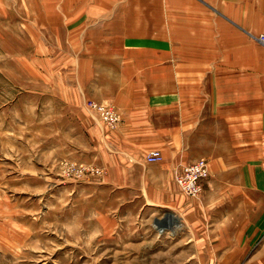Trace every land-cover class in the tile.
<instances>
[{
	"label": "crops",
	"instance_id": "crops-1",
	"mask_svg": "<svg viewBox=\"0 0 264 264\" xmlns=\"http://www.w3.org/2000/svg\"><path fill=\"white\" fill-rule=\"evenodd\" d=\"M45 4L57 101L122 112L117 128L79 120L101 145L106 182L185 212L176 231L197 264H264V46L248 38L246 1L232 2L238 16L214 0ZM154 150L162 161H147ZM201 158L210 176L188 198L175 169Z\"/></svg>",
	"mask_w": 264,
	"mask_h": 264
},
{
	"label": "rangeland",
	"instance_id": "rangeland-1",
	"mask_svg": "<svg viewBox=\"0 0 264 264\" xmlns=\"http://www.w3.org/2000/svg\"><path fill=\"white\" fill-rule=\"evenodd\" d=\"M214 1L240 14L235 0ZM245 1L248 38L264 46V0ZM45 3L0 0V264H197L176 231L185 212L107 183L101 145L79 120L111 127L57 101Z\"/></svg>",
	"mask_w": 264,
	"mask_h": 264
},
{
	"label": "built area",
	"instance_id": "built-area-1",
	"mask_svg": "<svg viewBox=\"0 0 264 264\" xmlns=\"http://www.w3.org/2000/svg\"><path fill=\"white\" fill-rule=\"evenodd\" d=\"M258 39L264 44V34ZM88 110L100 122L111 128L118 127L122 120V113L112 104L89 100L86 103ZM148 162H160L163 156L160 151L154 150L146 157ZM176 180L182 191L192 197H198L203 192V182L210 176L209 161L201 158L191 164L178 166L175 169Z\"/></svg>",
	"mask_w": 264,
	"mask_h": 264
},
{
	"label": "bare ground",
	"instance_id": "bare-ground-1",
	"mask_svg": "<svg viewBox=\"0 0 264 264\" xmlns=\"http://www.w3.org/2000/svg\"><path fill=\"white\" fill-rule=\"evenodd\" d=\"M259 40V39H258ZM260 41V40H259ZM261 42V41H260ZM262 43V42H261ZM263 44V43H262ZM120 111V110H119ZM123 117V116H122ZM123 121V120H122ZM122 123V122H121ZM176 182H177V180H176ZM177 184H178V182H177ZM179 185V184H178ZM180 187V186H179ZM176 227H178V225L177 226H171L170 228L171 229H175Z\"/></svg>",
	"mask_w": 264,
	"mask_h": 264
}]
</instances>
